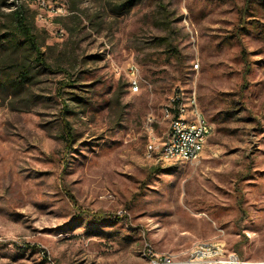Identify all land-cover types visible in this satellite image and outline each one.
I'll list each match as a JSON object with an SVG mask.
<instances>
[{
	"label": "rangeland",
	"instance_id": "obj_1",
	"mask_svg": "<svg viewBox=\"0 0 264 264\" xmlns=\"http://www.w3.org/2000/svg\"><path fill=\"white\" fill-rule=\"evenodd\" d=\"M109 1H20L51 67L30 110L0 98V264H148L146 245L185 259L200 241L264 264V0ZM177 88L212 125L197 163L147 156Z\"/></svg>",
	"mask_w": 264,
	"mask_h": 264
},
{
	"label": "trees",
	"instance_id": "obj_2",
	"mask_svg": "<svg viewBox=\"0 0 264 264\" xmlns=\"http://www.w3.org/2000/svg\"><path fill=\"white\" fill-rule=\"evenodd\" d=\"M21 1V0H20ZM19 0H0V98L17 111H28L39 102L32 88L39 82L40 69L50 70L44 48L47 32L35 26L36 12ZM252 0H246L251 5ZM112 13H128L138 0H112ZM8 9L6 12L5 10ZM61 101L62 136L72 141L71 125L66 115L68 104L58 91ZM120 118V114H119Z\"/></svg>",
	"mask_w": 264,
	"mask_h": 264
},
{
	"label": "built area",
	"instance_id": "obj_3",
	"mask_svg": "<svg viewBox=\"0 0 264 264\" xmlns=\"http://www.w3.org/2000/svg\"><path fill=\"white\" fill-rule=\"evenodd\" d=\"M128 90L136 93L140 87V78L134 64L124 70ZM163 118L169 122L168 131L163 140L151 138L147 143V156L153 155L161 162L197 163L204 152L212 125L201 113L195 92L185 93L176 89L162 110ZM151 259L148 264H242L240 258L228 252L220 243L196 242L185 259L171 253L154 254L150 246H145ZM42 255L45 256L44 251ZM49 260V256L46 257Z\"/></svg>",
	"mask_w": 264,
	"mask_h": 264
}]
</instances>
